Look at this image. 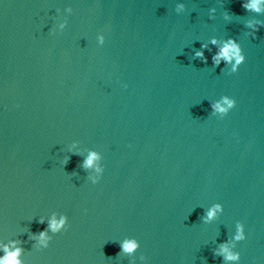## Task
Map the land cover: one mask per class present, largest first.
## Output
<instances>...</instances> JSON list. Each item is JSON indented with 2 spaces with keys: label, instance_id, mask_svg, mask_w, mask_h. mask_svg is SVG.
Returning a JSON list of instances; mask_svg holds the SVG:
<instances>
[{
  "label": "water",
  "instance_id": "water-1",
  "mask_svg": "<svg viewBox=\"0 0 264 264\" xmlns=\"http://www.w3.org/2000/svg\"><path fill=\"white\" fill-rule=\"evenodd\" d=\"M249 21L264 12L241 0H0V242L24 264H234L213 253L240 221V264H264V27ZM212 38L240 44L236 73L195 56ZM223 96L236 106L219 118ZM53 214L67 228L38 249Z\"/></svg>",
  "mask_w": 264,
  "mask_h": 264
},
{
  "label": "clouds",
  "instance_id": "clouds-1",
  "mask_svg": "<svg viewBox=\"0 0 264 264\" xmlns=\"http://www.w3.org/2000/svg\"><path fill=\"white\" fill-rule=\"evenodd\" d=\"M241 6L246 11L261 13L264 12V0H241ZM184 10L183 4H178L176 11L182 12ZM214 14L215 10H210ZM226 19L230 18L226 14ZM66 20L59 23V28L62 30L65 27ZM245 27L249 30L248 35L255 38L256 32L259 31L260 27H264V22L261 21H249L246 23ZM99 42L102 44L104 42V37H99ZM210 44L216 46V51L213 52L208 44H202L200 50L196 51L195 56L200 59L201 62L207 63L208 56L205 52L211 54V61L214 67H218L221 63L230 66L229 73H236L239 66L244 63L245 56L242 52L241 46L234 39L228 38L223 41H218L212 38L209 41ZM127 87V85H123ZM236 106V100L230 96H223L218 101L210 105L211 112L213 115L223 118L229 114V112ZM99 156L96 153H90L88 158L84 161L83 167L94 168L97 175L90 177L93 184H96L100 176L102 169L94 164V161L99 160ZM67 163V160H65ZM223 211V207L220 204H215L209 208L205 214L204 222L207 223L216 218V216ZM40 223H45L43 219L39 221ZM67 217L59 216L57 217L53 214L47 220V229L35 233L29 237V239H34L36 241V247L38 249H46L49 246L51 233H59L66 230ZM246 239L245 226L243 223L238 221L235 225V231L230 242L222 243L217 250H214V256H222L225 261L234 262V264H240L241 256L238 251H236V245L238 242L244 241ZM19 241H9L7 243L0 242V264H24L20 259L22 255V248L18 247ZM139 247V242L136 239H124L120 242L119 248L122 253L131 255Z\"/></svg>",
  "mask_w": 264,
  "mask_h": 264
}]
</instances>
